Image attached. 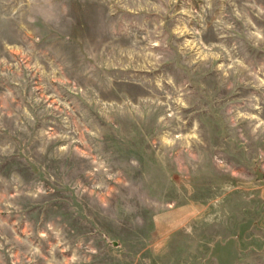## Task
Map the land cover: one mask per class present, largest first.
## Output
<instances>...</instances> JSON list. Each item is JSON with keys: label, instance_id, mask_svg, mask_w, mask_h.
I'll return each instance as SVG.
<instances>
[{"label": "rangeland", "instance_id": "obj_1", "mask_svg": "<svg viewBox=\"0 0 264 264\" xmlns=\"http://www.w3.org/2000/svg\"><path fill=\"white\" fill-rule=\"evenodd\" d=\"M0 264H264V0H0Z\"/></svg>", "mask_w": 264, "mask_h": 264}]
</instances>
